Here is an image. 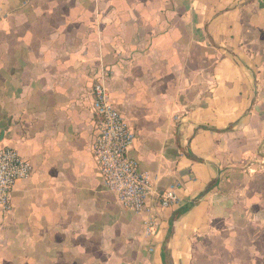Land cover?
<instances>
[{
	"label": "crops",
	"instance_id": "crops-1",
	"mask_svg": "<svg viewBox=\"0 0 264 264\" xmlns=\"http://www.w3.org/2000/svg\"><path fill=\"white\" fill-rule=\"evenodd\" d=\"M104 70L130 156L178 197L152 236L92 151ZM0 145L34 167L0 264H264V0H0Z\"/></svg>",
	"mask_w": 264,
	"mask_h": 264
},
{
	"label": "built area",
	"instance_id": "built-area-1",
	"mask_svg": "<svg viewBox=\"0 0 264 264\" xmlns=\"http://www.w3.org/2000/svg\"><path fill=\"white\" fill-rule=\"evenodd\" d=\"M111 74V70L102 71L92 89L93 110L99 119L100 128L92 151L107 189L116 195L125 208L137 213H148L145 220L146 234L152 236L158 225L157 217L152 212L154 207H171L178 197L172 187L159 192L149 176L140 171L138 162L130 156L137 135L111 101L105 84ZM33 171L32 163L16 148L0 145V221L14 209L12 192L16 183L30 178ZM149 203L153 205L150 207Z\"/></svg>",
	"mask_w": 264,
	"mask_h": 264
},
{
	"label": "trees",
	"instance_id": "trees-1",
	"mask_svg": "<svg viewBox=\"0 0 264 264\" xmlns=\"http://www.w3.org/2000/svg\"><path fill=\"white\" fill-rule=\"evenodd\" d=\"M182 211H184V210H182Z\"/></svg>",
	"mask_w": 264,
	"mask_h": 264
}]
</instances>
